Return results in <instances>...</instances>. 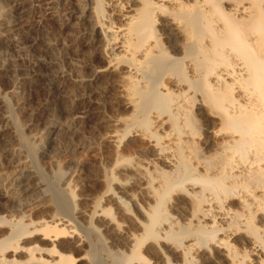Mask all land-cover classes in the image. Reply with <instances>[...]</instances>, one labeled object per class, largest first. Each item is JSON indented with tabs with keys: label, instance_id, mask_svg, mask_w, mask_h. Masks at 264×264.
Masks as SVG:
<instances>
[{
	"label": "bare ground",
	"instance_id": "6f19581e",
	"mask_svg": "<svg viewBox=\"0 0 264 264\" xmlns=\"http://www.w3.org/2000/svg\"><path fill=\"white\" fill-rule=\"evenodd\" d=\"M91 1L98 53L60 78L110 110L104 160L89 194L0 192V264H264V0Z\"/></svg>",
	"mask_w": 264,
	"mask_h": 264
},
{
	"label": "rangeland",
	"instance_id": "374dc122",
	"mask_svg": "<svg viewBox=\"0 0 264 264\" xmlns=\"http://www.w3.org/2000/svg\"><path fill=\"white\" fill-rule=\"evenodd\" d=\"M91 3L0 0V192L5 194L2 203L14 202L22 209L44 201V191H60L70 181L82 186L81 191H93V177L104 160L99 149L103 147L105 129L96 117L99 112H111L96 104L98 97L92 93L94 103H87L91 116L85 119L75 105L84 90L67 87L60 78L61 72L68 69L74 77L88 75L87 70L78 67V59L98 53L91 46L90 35L85 34V18L79 17L84 5ZM94 37L102 39L99 33ZM99 82L104 84V78ZM63 103L72 106L68 112ZM20 159L26 163L19 165ZM22 168L28 173H42H37L42 180L32 181L34 185L31 183L33 188L26 199L22 197L25 194L19 195L22 187L17 176Z\"/></svg>",
	"mask_w": 264,
	"mask_h": 264
}]
</instances>
